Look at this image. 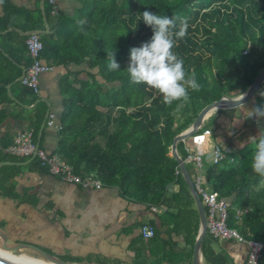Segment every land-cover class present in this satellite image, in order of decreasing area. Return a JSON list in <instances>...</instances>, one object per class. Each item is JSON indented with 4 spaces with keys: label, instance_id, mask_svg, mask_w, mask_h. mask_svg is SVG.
<instances>
[{
    "label": "trees",
    "instance_id": "16d2710c",
    "mask_svg": "<svg viewBox=\"0 0 264 264\" xmlns=\"http://www.w3.org/2000/svg\"><path fill=\"white\" fill-rule=\"evenodd\" d=\"M41 1L30 0L26 7L19 8L12 0H3L0 5L5 16L0 17V38L10 39L15 18L27 17L30 26L25 31L37 32L42 23V17L36 16L41 12ZM78 1L81 7L74 19H65V23L58 12L61 44H46L43 53V59L50 56L46 60L54 67L67 70L60 82L64 102L58 155L76 174L96 176L105 186L118 187L123 197L138 203L166 208L152 222L157 229L154 237L164 233L183 237L190 247L191 262L200 217L185 179L176 174L179 165L171 157L174 138L188 129L208 104L245 93L264 69V0ZM48 4L49 0H45L50 18L53 8ZM144 11L175 18L177 30L182 20L187 21V34L177 41L173 51L183 59L189 74L195 72L202 87L195 92L189 90V102L183 107H178L179 102L166 105L155 90L130 81V49L148 42L153 35L151 27L139 20ZM24 50L28 54L27 46ZM111 51L119 70L107 67ZM4 58L6 54L0 49V63ZM71 67L78 70L72 71ZM9 85L10 81L0 85V95L4 96L0 106L11 103ZM20 87L23 96H33V104L40 103V98L22 83ZM253 101L258 107L264 106V93H258ZM37 111L41 120L35 126L36 143L47 117L46 104L41 102ZM210 128L205 125L193 137L210 133ZM177 149L186 163L192 151L187 150L185 142L178 143ZM254 151L255 143L245 145L218 164L203 163L198 174L203 175L209 190L218 193L220 201L229 203V226L246 239L264 244V178L251 168ZM31 159H18L0 149V164ZM186 166L192 176L195 164ZM24 171L50 174L40 159L27 167H2L0 197H17L15 180ZM169 186L177 190L169 193ZM240 211L248 212L238 224ZM218 245L219 241L210 236L204 241L206 264H228L223 255L216 253L214 247Z\"/></svg>",
    "mask_w": 264,
    "mask_h": 264
},
{
    "label": "crops",
    "instance_id": "0c3cea01",
    "mask_svg": "<svg viewBox=\"0 0 264 264\" xmlns=\"http://www.w3.org/2000/svg\"><path fill=\"white\" fill-rule=\"evenodd\" d=\"M29 1L12 0V4L23 8ZM47 7L52 6L49 3ZM80 7L78 0H58L59 15L64 17L62 21L65 23V19H74ZM39 8L41 12L36 16L42 17V23L37 33L42 36L45 46H59L63 35L56 21L57 16L52 14L47 17L45 0L40 2ZM4 16V8L0 5V17ZM27 20V17L15 18L9 31L12 32L10 39L0 38V49L6 54L0 63V85L10 81L7 90L11 102L0 106V118H3L0 123V149L10 155L8 151L16 145L18 135L27 131L35 132L36 143L35 126L41 120L37 108L42 102L48 112L36 146L49 155H58L59 122L64 102L60 82L66 77L67 70L54 67L46 60L50 58L47 55L44 61L54 71L42 79L40 103L33 104V96L22 95L20 84L32 64L29 52L27 54L24 50L31 34L25 31L30 26ZM70 69L78 70L75 67ZM73 80L71 77L70 81ZM2 99L4 96L0 95V101ZM244 105L247 111L258 107L253 100ZM218 111L204 123L210 125V133L184 141L187 150H191L192 155L201 158L206 165H212V154L217 144L227 154H232L245 145L254 144L251 138L263 133L260 118H245L244 111L239 108ZM51 114L55 117L53 128L49 127ZM177 153L179 155L178 149ZM197 175L196 169L193 180ZM15 186L16 198L0 197V228L5 231L9 243L33 244L57 258L74 262L169 264L170 261L183 260L179 264L192 263V260L189 261L190 247L183 237H168L165 233L151 239L142 236L141 226L148 224L154 227L152 222L161 213L157 212V207L123 197L118 187L85 190L51 174L27 171L16 178ZM175 190V186L168 188L169 193ZM214 249L224 256L228 264H244L248 257L247 247L235 242H219Z\"/></svg>",
    "mask_w": 264,
    "mask_h": 264
},
{
    "label": "built area",
    "instance_id": "2783aa9c",
    "mask_svg": "<svg viewBox=\"0 0 264 264\" xmlns=\"http://www.w3.org/2000/svg\"><path fill=\"white\" fill-rule=\"evenodd\" d=\"M53 8V15H58V0H49ZM28 52L32 60L30 68L26 71L22 79V85L34 93L38 98L42 96V79L45 75L53 73L54 68L45 63L43 53L45 45L42 36L37 33H31L27 41ZM54 115L49 118V127H54ZM258 121V120H257ZM8 153L20 159H29L37 157L45 167L49 168L50 174L59 178L61 181L80 186L85 190H100L104 188V183L96 176H81L76 174L73 167L60 159L58 155H49L43 150H38L35 143V132L27 131L18 135L16 145L11 147ZM227 158V153L220 144H217L212 154V164H218ZM195 164L200 172L203 168V160L197 156L189 155L186 164ZM181 174L180 170L176 172ZM196 190L198 191L207 215L208 236L219 242H235L244 245L248 249V257L244 264H261L264 252V244L261 241L246 239L238 230L229 226V203L219 200L216 192L209 190L204 186L202 174H198L194 179ZM164 207H157V212L163 213ZM248 211L238 212L237 221L241 223V217ZM156 230L153 226L143 224L141 234L145 239H151L155 236Z\"/></svg>",
    "mask_w": 264,
    "mask_h": 264
},
{
    "label": "clouds",
    "instance_id": "9594fccd",
    "mask_svg": "<svg viewBox=\"0 0 264 264\" xmlns=\"http://www.w3.org/2000/svg\"><path fill=\"white\" fill-rule=\"evenodd\" d=\"M3 3V0H0ZM146 26H150L153 32L148 42L139 47L130 49L127 73L130 81L134 84H144L159 93L166 105L179 102L178 107H183L189 102V90L199 91L201 85L196 79L195 72L189 74L184 61L173 49L177 41L187 34L188 24L182 20L177 30L175 18H168L144 11L140 19ZM110 56L107 65L110 71L119 70L120 65L114 59V51L107 54ZM246 93L238 92L233 102H237V108L244 111L245 118L264 117V106L245 109L244 101ZM255 143V151L252 158L251 168L260 177L264 178V133L258 137H252Z\"/></svg>",
    "mask_w": 264,
    "mask_h": 264
},
{
    "label": "water",
    "instance_id": "95a60500",
    "mask_svg": "<svg viewBox=\"0 0 264 264\" xmlns=\"http://www.w3.org/2000/svg\"><path fill=\"white\" fill-rule=\"evenodd\" d=\"M263 85H264V69L260 72V74L255 79V81L252 83V85L247 89V91L245 92L246 93L245 99L241 103L247 104L248 102L252 101L253 98L261 91ZM235 99L236 97L225 96L205 106L200 111V113L197 115L195 122L188 129H186L185 131H183L182 133H180L178 136L174 138L173 146L171 149V157L178 162L179 170L183 178L185 179L186 184L195 200V203L197 205L198 212H199V217H200L199 232H198V235L195 241L191 264H205L204 257H203V244L206 238L208 237L207 215H206V209L203 205L201 197L198 191L196 190L193 177L188 172L186 163L179 157L177 153V146H178V143L186 141L187 139H189L190 137L198 133L201 129H203V127L205 126L204 125L205 121L218 110L237 108V102L231 101ZM259 118H260L259 122L264 127V117H259ZM38 150H41V148L38 147ZM35 159H37V157H33L31 161H28L25 163H18V164L3 163L0 165V167L2 166L27 167L30 164H32V162ZM0 236L2 237V243L0 244V247L11 253H14V252L20 253L21 251L35 253L42 260L46 262H51L54 264H105V263L95 262V261H90V260H83L82 262L62 261L60 258L53 256L49 252L45 251L44 249L36 245L28 244V243H18V244L9 243L6 237L5 231L1 228H0ZM0 264H18V263L10 259H7L5 257H2L0 255Z\"/></svg>",
    "mask_w": 264,
    "mask_h": 264
},
{
    "label": "bare ground",
    "instance_id": "6f19581e",
    "mask_svg": "<svg viewBox=\"0 0 264 264\" xmlns=\"http://www.w3.org/2000/svg\"><path fill=\"white\" fill-rule=\"evenodd\" d=\"M13 254H15V253H13ZM21 254H28V255L33 256L35 258H39L36 255H32V254H29V253H26V252L25 253L20 252V253H18L16 255H21ZM0 255L2 257H5L7 259H10V260H12L14 262H17L18 264H43V263H35V262L29 261L27 259H23V258L17 257L16 255H12V254L9 253V251H6V250L2 249L1 247H0ZM39 259H41V258H39ZM48 263L49 264H54V263H51V262H48Z\"/></svg>",
    "mask_w": 264,
    "mask_h": 264
},
{
    "label": "flooded vegetation",
    "instance_id": "af4514ba",
    "mask_svg": "<svg viewBox=\"0 0 264 264\" xmlns=\"http://www.w3.org/2000/svg\"><path fill=\"white\" fill-rule=\"evenodd\" d=\"M21 252H23V251H21ZM10 254H12V255H16V254H18L17 252H14L15 254H13V253H11V252H9ZM28 255V254H27ZM25 255V256H23L22 254L21 255H16L17 257H20V258H23V259H27V260H29V261H32V262H35V263H43V264H49L48 262H45V261H43L42 259H39V258H35V257H33V256H30V255ZM32 255H36L35 253H33ZM36 256H38V255H36ZM39 257V256H38ZM62 261H66V262H74V261H70V260H66V259H64V258H60Z\"/></svg>",
    "mask_w": 264,
    "mask_h": 264
},
{
    "label": "rangeland",
    "instance_id": "374dc122",
    "mask_svg": "<svg viewBox=\"0 0 264 264\" xmlns=\"http://www.w3.org/2000/svg\"><path fill=\"white\" fill-rule=\"evenodd\" d=\"M259 93H261V94H263L264 93V85H263V87H262V89H261V91L259 92ZM204 186H205V184H204ZM29 253V254H33V253H30V252H27V251H23V253ZM23 256H25V255H27V254H22ZM28 256V255H27Z\"/></svg>",
    "mask_w": 264,
    "mask_h": 264
}]
</instances>
